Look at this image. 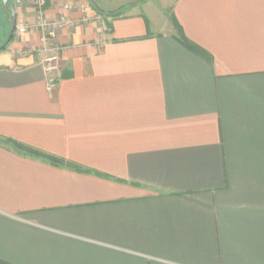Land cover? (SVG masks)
<instances>
[{
    "label": "crops",
    "instance_id": "1",
    "mask_svg": "<svg viewBox=\"0 0 264 264\" xmlns=\"http://www.w3.org/2000/svg\"><path fill=\"white\" fill-rule=\"evenodd\" d=\"M34 1L19 24L35 21ZM44 10L78 25L53 34L52 91L39 32L0 52V260L264 264V0ZM171 18L210 58L176 40Z\"/></svg>",
    "mask_w": 264,
    "mask_h": 264
},
{
    "label": "built area",
    "instance_id": "2",
    "mask_svg": "<svg viewBox=\"0 0 264 264\" xmlns=\"http://www.w3.org/2000/svg\"><path fill=\"white\" fill-rule=\"evenodd\" d=\"M26 0H14V5L17 8L23 7ZM36 6L35 21L32 24H17L16 35H25L29 32H39L41 34V47L37 49V54L40 64L45 73L48 75L47 88L52 91L60 80V48L54 47L53 34L57 30L65 28H73L78 25V22L67 15L60 16L57 19H49L44 10L46 0H35ZM67 11L73 10L72 6L66 5L64 7Z\"/></svg>",
    "mask_w": 264,
    "mask_h": 264
},
{
    "label": "trees",
    "instance_id": "3",
    "mask_svg": "<svg viewBox=\"0 0 264 264\" xmlns=\"http://www.w3.org/2000/svg\"><path fill=\"white\" fill-rule=\"evenodd\" d=\"M110 16L114 17V18H119L120 15H121V12L120 10L119 11H116V12H112V13H109ZM176 30H177V36L175 37L176 40L181 44L183 45L184 47H186L188 50L204 57V58H210V56L208 55V53L202 49L200 46H198L197 44L193 43L192 41H190L184 34L183 32V29L182 27L178 24V22L174 19V18H171ZM11 144L13 145V147H15L17 150H20V151H24L26 153H28L29 155H32V156H37V157H43L45 159H47L48 161L51 162L52 165L54 166H60L62 165L63 161L62 160H59L55 157H52V156H47L45 154H42L40 153L39 151H36V150H33L29 147H26L24 145H21L19 143H16V142H11ZM0 264H9L3 260H0Z\"/></svg>",
    "mask_w": 264,
    "mask_h": 264
},
{
    "label": "water",
    "instance_id": "4",
    "mask_svg": "<svg viewBox=\"0 0 264 264\" xmlns=\"http://www.w3.org/2000/svg\"><path fill=\"white\" fill-rule=\"evenodd\" d=\"M2 4L5 10L10 14L11 17V29L7 43L0 48V52L5 51L8 46L13 42L15 38V32L17 28L18 13L14 4L10 3V0H2Z\"/></svg>",
    "mask_w": 264,
    "mask_h": 264
},
{
    "label": "rangeland",
    "instance_id": "5",
    "mask_svg": "<svg viewBox=\"0 0 264 264\" xmlns=\"http://www.w3.org/2000/svg\"><path fill=\"white\" fill-rule=\"evenodd\" d=\"M10 3L14 4V0H10ZM17 9H19V8H17ZM5 21L7 23L6 26L4 25ZM17 24H18V22H17ZM10 29H11L10 14L5 10V8L2 4V0H0V48L3 46L4 42L8 40L9 35H10Z\"/></svg>",
    "mask_w": 264,
    "mask_h": 264
},
{
    "label": "flooded vegetation",
    "instance_id": "6",
    "mask_svg": "<svg viewBox=\"0 0 264 264\" xmlns=\"http://www.w3.org/2000/svg\"><path fill=\"white\" fill-rule=\"evenodd\" d=\"M5 20H6V19H5ZM4 25H5V26L7 25L6 21L4 22ZM15 36H16V32H15ZM7 41H8V40H7ZM7 41L4 42L3 46L7 43Z\"/></svg>",
    "mask_w": 264,
    "mask_h": 264
}]
</instances>
